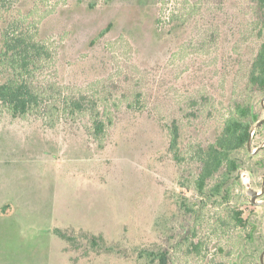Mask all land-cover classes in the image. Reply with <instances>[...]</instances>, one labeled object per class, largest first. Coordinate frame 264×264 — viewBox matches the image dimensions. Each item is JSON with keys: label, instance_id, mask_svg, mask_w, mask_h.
Instances as JSON below:
<instances>
[{"label": "rangeland", "instance_id": "obj_1", "mask_svg": "<svg viewBox=\"0 0 264 264\" xmlns=\"http://www.w3.org/2000/svg\"><path fill=\"white\" fill-rule=\"evenodd\" d=\"M10 1L36 8L37 38L57 51V80L106 107L114 124L100 148L87 120L50 129L0 115V264H153L141 251L161 249L171 251L169 264H261L264 204H252L248 190L262 191L264 126L251 140L260 161L244 164L230 203L200 205L191 217L178 207L184 197L200 204L194 151L244 99L262 43L249 0ZM172 14L183 28L154 37L156 20ZM173 121L189 189L169 152ZM236 211L247 224L236 226ZM91 236L104 238L101 247Z\"/></svg>", "mask_w": 264, "mask_h": 264}, {"label": "trees", "instance_id": "obj_2", "mask_svg": "<svg viewBox=\"0 0 264 264\" xmlns=\"http://www.w3.org/2000/svg\"><path fill=\"white\" fill-rule=\"evenodd\" d=\"M249 3L252 23L262 43L245 75L244 99L234 103L214 141L207 146L200 145L194 151L193 160L199 165V173L193 182V190L200 198V204L190 205L185 197L178 201L180 212L188 217L209 204L230 203L232 191L240 183L244 164L260 161L259 155L249 150V144L264 110V0H249ZM35 11L36 8H31L25 12L10 0H0V115L7 114L15 119L36 118L50 129H54L61 121L87 120L84 127L88 137L103 148L114 120L106 107H100L95 101L88 100L81 91L77 92L57 80V51L37 38L43 18L33 20ZM185 24V20L174 14L169 16L168 23L156 20L154 37L158 39L166 31L168 35H173ZM168 26L171 27L168 29ZM111 28L113 25L110 24L102 30L98 40L107 36ZM262 126L264 124L259 128ZM169 132V152L181 173L179 185L182 189H189L185 183L186 177H183L187 159L181 147L177 121H173ZM233 220L237 227L248 223L240 211L233 213ZM56 234L69 242L75 240L68 235V231L56 230ZM89 241L93 248L101 247L104 238L91 236ZM170 253L168 249L143 250L140 256L153 264H169Z\"/></svg>", "mask_w": 264, "mask_h": 264}, {"label": "water", "instance_id": "obj_3", "mask_svg": "<svg viewBox=\"0 0 264 264\" xmlns=\"http://www.w3.org/2000/svg\"><path fill=\"white\" fill-rule=\"evenodd\" d=\"M262 106L264 107V98L262 100ZM264 124V119L259 121L256 126H255V129L256 128H259L261 125ZM249 150L253 153V154H257L258 153V150L256 151H252L251 150V142L249 144ZM248 195L251 197L252 199V204H264V202H256V200L260 197V196H263L264 195V181H263V187H262V191L261 192H256L252 189H249L248 190ZM261 264H264V252L262 253L261 255Z\"/></svg>", "mask_w": 264, "mask_h": 264}]
</instances>
